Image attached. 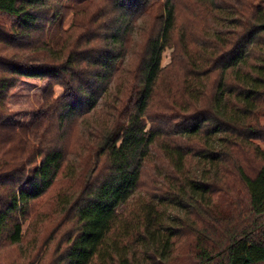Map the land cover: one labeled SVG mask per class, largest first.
Segmentation results:
<instances>
[{
	"label": "trees",
	"instance_id": "1",
	"mask_svg": "<svg viewBox=\"0 0 264 264\" xmlns=\"http://www.w3.org/2000/svg\"><path fill=\"white\" fill-rule=\"evenodd\" d=\"M25 78L46 83L29 128L6 124ZM75 177L51 264H165L198 214V264H264V0H0V264ZM233 181L245 210L209 215Z\"/></svg>",
	"mask_w": 264,
	"mask_h": 264
},
{
	"label": "rangeland",
	"instance_id": "2",
	"mask_svg": "<svg viewBox=\"0 0 264 264\" xmlns=\"http://www.w3.org/2000/svg\"><path fill=\"white\" fill-rule=\"evenodd\" d=\"M182 22L186 20V16L181 17ZM70 24V19L65 23V28ZM171 50H167L162 55V66H166L170 62ZM45 82L36 79L25 78L12 91L8 99L9 117L6 124L16 127H30L36 112L42 104V94L45 88ZM62 94L61 89H55L56 97ZM18 132V131H17ZM85 155L81 160L83 167H86ZM151 171L148 172V175ZM144 190L148 194L146 202L151 203L155 198L163 194V189L159 180L146 179L144 181ZM229 191L225 197H220L215 204L209 208V215L227 214L230 209L245 210L246 202L239 196V190L236 183L229 185ZM60 189V192L58 193ZM80 183L78 177L66 179L62 183L57 184L55 188L42 199H40L30 211L28 221L23 227L25 238L24 250L18 258L16 250L9 249L3 251L1 256L4 261L11 262L17 259L16 264H51L55 258V252L59 245H64L69 236L75 232L74 222L68 211L60 207V199L69 198L70 193L79 191ZM60 196V197H58ZM243 200V201H242ZM243 202V204H242ZM134 210L130 208L129 212ZM128 214V213H127ZM126 214V215H127ZM174 225L182 215H172ZM195 229L201 230L209 220L204 214H198ZM194 229V230H195ZM187 231L176 243V252L174 257L165 264H198L196 256H194V247L196 245L195 231ZM38 248V249H35ZM36 250H39L37 252ZM93 264H98L94 262Z\"/></svg>",
	"mask_w": 264,
	"mask_h": 264
}]
</instances>
